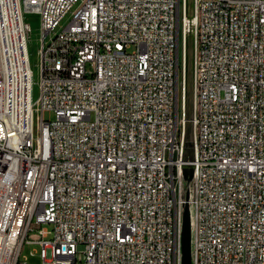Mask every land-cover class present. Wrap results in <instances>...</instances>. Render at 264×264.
Masks as SVG:
<instances>
[{
  "label": "built area",
  "instance_id": "2783aa9c",
  "mask_svg": "<svg viewBox=\"0 0 264 264\" xmlns=\"http://www.w3.org/2000/svg\"><path fill=\"white\" fill-rule=\"evenodd\" d=\"M187 166L192 264H264V0H0V264H182Z\"/></svg>",
  "mask_w": 264,
  "mask_h": 264
},
{
  "label": "rangeland",
  "instance_id": "374dc122",
  "mask_svg": "<svg viewBox=\"0 0 264 264\" xmlns=\"http://www.w3.org/2000/svg\"><path fill=\"white\" fill-rule=\"evenodd\" d=\"M26 23L30 26V32L28 35V47H29V55L30 62L33 71V97L36 99L39 95V81L41 75V65H40V56H39V46L41 39V19L40 16L34 13H26L25 15ZM136 50L135 46H131L129 48V52H133ZM53 117V115H52ZM191 182H187L183 179V189L185 194L188 190H190ZM45 228L50 230L51 234L48 239H52L53 237V227L50 224H44ZM35 253V256H31L30 253ZM40 248L38 245L35 246H26L23 255L27 257V264H46L41 257H39Z\"/></svg>",
  "mask_w": 264,
  "mask_h": 264
},
{
  "label": "water",
  "instance_id": "95a60500",
  "mask_svg": "<svg viewBox=\"0 0 264 264\" xmlns=\"http://www.w3.org/2000/svg\"><path fill=\"white\" fill-rule=\"evenodd\" d=\"M191 8V3H189ZM192 52V50H190ZM187 118L191 119L192 116V99H193V91H192V54L190 53L188 56L187 62ZM191 125L190 122L187 124V132H186V142L189 146V150L187 151V157L192 159V151H191ZM184 180L190 182L193 175V168L191 166H187L183 170ZM189 190L185 194L186 202L184 204L183 210V226H182V264H192V250H191V218H190V206L188 203L189 200Z\"/></svg>",
  "mask_w": 264,
  "mask_h": 264
}]
</instances>
